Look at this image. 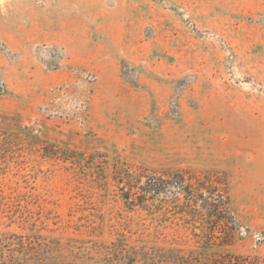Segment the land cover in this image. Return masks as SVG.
<instances>
[{"label": "rangeland", "instance_id": "374dc122", "mask_svg": "<svg viewBox=\"0 0 264 264\" xmlns=\"http://www.w3.org/2000/svg\"><path fill=\"white\" fill-rule=\"evenodd\" d=\"M12 234L43 253L19 264L264 257V0H0Z\"/></svg>", "mask_w": 264, "mask_h": 264}, {"label": "trees", "instance_id": "16d2710c", "mask_svg": "<svg viewBox=\"0 0 264 264\" xmlns=\"http://www.w3.org/2000/svg\"><path fill=\"white\" fill-rule=\"evenodd\" d=\"M203 200L209 202L212 196L209 199L203 198ZM98 251L105 255L108 264H132L137 257L144 264H264V257L259 255L221 253L205 256L200 252L185 251L179 248L146 246L136 248L114 242L99 248ZM42 254L40 247L31 240H24L23 236L15 234L0 236V264H19L20 260L33 259L41 263L43 260L40 255Z\"/></svg>", "mask_w": 264, "mask_h": 264}]
</instances>
